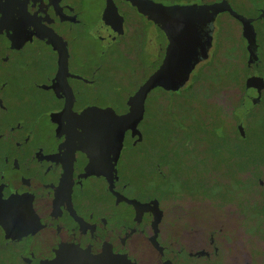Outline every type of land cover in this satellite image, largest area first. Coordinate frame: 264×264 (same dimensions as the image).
Wrapping results in <instances>:
<instances>
[{"label":"flooded vegetation","instance_id":"af4514ba","mask_svg":"<svg viewBox=\"0 0 264 264\" xmlns=\"http://www.w3.org/2000/svg\"><path fill=\"white\" fill-rule=\"evenodd\" d=\"M6 1L9 0H0V27L12 42L0 52V58L11 60L17 53H26L30 58L20 66L0 65V235L7 239L6 244L0 245V253L9 251L11 255V260H2L1 264H42L66 247L93 255L112 253L134 264H166L160 242L145 223L147 214L142 213L138 219L139 203L143 199L152 202L157 195L171 198L174 193L195 190L200 198L207 199L208 187L202 185L201 179H206L203 153L197 168L196 164L182 160L181 154L187 153L184 147L188 151L193 147L186 146L190 140L178 138L180 142H174L184 128V124L175 122L174 109L163 112L166 129L159 126L162 132L167 131L166 138L155 140L147 136L146 129L150 124L154 126V120L147 117L145 109L154 89L144 100L141 120L134 122L138 107L130 101L166 56L168 41L164 32L128 0H106L105 29L118 40L101 46L105 50H100L99 57L86 56L77 61L71 42L53 35L51 29L56 24L74 30L87 27L88 0H16L21 4L18 7H7ZM215 24L214 20L211 25L201 26L200 42H210V46H206L205 53L198 49L186 84L177 92L155 89L168 98L199 94L198 80L205 78L208 65L214 63L220 71L221 36ZM158 35L163 36V45H159ZM97 37L102 41L100 35ZM120 39L127 40L123 48ZM244 46L248 54L246 41ZM123 50L130 55L125 53V58ZM161 50L162 58L156 68L123 98L126 83L133 80L131 76L137 71L138 55L153 65ZM113 59L118 63L114 64ZM124 59L129 64L123 69ZM247 70L248 77L261 75L264 66L255 64ZM86 98L91 102L70 110L73 102ZM89 107L108 111L113 128V139L107 146H93L94 157L90 159L66 135L70 132V117ZM127 116L130 120L135 117L127 122ZM176 126L181 128L175 130ZM42 137L50 143L44 161L29 152L31 148L35 150L34 144ZM145 140L153 143H144ZM130 153L133 157L126 160ZM192 153L188 156L194 157ZM175 154L187 169L183 174L200 175L198 186L193 185L197 183L194 177V182L188 179L187 187L182 185ZM9 160L20 163L8 165ZM175 183L178 186L172 190ZM215 184L210 187L214 192L218 187L216 180ZM112 204L129 210L132 219L110 225L92 217V211L107 209ZM141 246L149 253H139Z\"/></svg>","mask_w":264,"mask_h":264},{"label":"rangeland","instance_id":"374dc122","mask_svg":"<svg viewBox=\"0 0 264 264\" xmlns=\"http://www.w3.org/2000/svg\"><path fill=\"white\" fill-rule=\"evenodd\" d=\"M23 1L25 2V0ZM23 1H21L22 4ZM215 2L229 4L238 15L249 21L256 32V46L255 51H253V54L256 55L255 61L256 64L262 63L264 66V0H203L202 5L209 6ZM4 5L18 7L21 4L16 0H9ZM107 8L108 2L106 0H88L87 27L74 30L64 24H56L51 29L53 35L71 42V50L77 61L83 60L86 56L99 57L100 50H105L101 46L118 40L115 34H109L105 29L107 26H105L106 22L103 19ZM215 23L217 32L221 36L219 40L217 38L220 49L219 68L222 72L228 69L233 73V62L235 63V72L226 75L228 82L226 86L218 90V94L213 95L208 100L189 98L186 100L187 103L179 102L180 107L175 104L174 97L168 98V95L162 94L159 89H154L150 93L145 109L147 117L150 116L154 120V126L150 124L146 129L149 139L162 140L166 138L167 131L162 132L160 127L164 125V129H166L167 121L164 119L163 112L166 113L167 109L179 111L177 113L183 109L184 116L179 115L178 117L180 120L182 118L188 120L185 122L179 137L175 138V143L180 142L178 138L186 136V125L192 130L188 136L190 141L196 138L205 139L208 135L206 124H209V127H213V130L209 132L210 137L220 135L222 137L221 144L225 147L228 146L227 149L230 151L231 145L237 140L234 135L239 136L236 131L238 123H243L242 125L245 127L249 118V108L258 96V87L251 86L249 91L239 89L240 82L248 83L249 77L238 74L237 64L238 59H243L247 65L246 61L250 53L247 48L246 51L249 55L245 52V46L244 51L240 48L239 38L243 37V30L237 20H234L227 13H222L216 17ZM95 28H98L96 33H94ZM74 35L78 37L74 38ZM98 35L102 38L101 44L97 40L99 39ZM235 35H238V40L234 38ZM162 37L158 35L159 45L164 44ZM125 41L127 40H119L122 48ZM11 42L10 37L0 27V52L6 49ZM139 52L142 56L143 53L140 50ZM161 52L162 50L153 65L147 64L138 55L137 71L134 76H131L133 80L126 83L123 98L139 87L144 78L156 68L162 58L163 52ZM125 53L130 55L127 50H123L122 55L125 58ZM29 58L26 53H17L11 60L0 58V65L14 64L20 66L27 64ZM126 61L124 59L122 62L123 69L129 64ZM117 63V61L114 62V64ZM203 83L206 84V81ZM167 99H170V102L167 101L166 103ZM90 102L89 98L73 102L70 110ZM173 102L175 108H172ZM219 118L223 122H219ZM172 119L174 121L173 117ZM250 120L253 121V116ZM193 122L202 127L201 131L194 127L195 123ZM144 143L151 144L153 142L145 140ZM262 144V139L257 134V138H253L247 145H242L240 150L248 151L246 159L239 156L238 149H232V155L228 152L221 155L217 145L210 147L208 154H205V150L202 151L200 148L194 149L193 155L196 160L193 156L181 154L182 160L197 164L199 158L195 155L203 152V158L206 161L204 169L207 164L213 167L212 169L216 174L214 178L218 187H216V192H214L211 200L200 198L199 192L191 191L190 193H174L171 198L164 196V194L162 196L157 195L152 199V202L146 203L143 199L139 203L141 210L138 212V219L142 213L147 214L145 223L151 227L160 242L165 252L166 264H264V150L259 147ZM49 145V141L42 137L34 144L35 150L31 148L29 152L35 153L44 161L48 156ZM142 148L140 147V150ZM132 157L133 153H130L126 160ZM15 162L20 163V160ZM15 162L10 161L7 164L11 165ZM143 174H147V172L143 171ZM194 179H196L195 173ZM177 186L178 183H175L172 190ZM223 187L224 190H222ZM92 217L110 225L123 224L132 219L129 210L113 204L107 209L92 211ZM6 242L7 239L0 235V245H4ZM139 253L149 252L141 246ZM0 254H3V256L0 255V264L2 260H11L9 251ZM204 257L208 260L204 261ZM17 264H24V262Z\"/></svg>","mask_w":264,"mask_h":264},{"label":"water","instance_id":"95a60500","mask_svg":"<svg viewBox=\"0 0 264 264\" xmlns=\"http://www.w3.org/2000/svg\"><path fill=\"white\" fill-rule=\"evenodd\" d=\"M128 1L138 9L139 13L157 24L168 41L166 56L162 64L143 83L130 101L138 107L135 114L136 117H133L134 122L141 120L144 111V100L150 91L160 88L167 92L172 90L177 92L186 84L189 75L195 67L198 49L205 53L206 46H210V42L207 44L203 43V45L200 42L201 26L213 24L219 14L227 13L241 24L243 39L246 41V48L250 53L247 67L250 68V66L256 64V55L253 54L256 46V32L249 21L238 15L229 4L215 2L209 6H202L196 3L184 6H165L151 0ZM260 90L261 85H258V96L253 101V104L259 99ZM109 117L108 111L92 107L75 114L70 117L68 127L70 132L66 134L67 139H73L72 142L78 144L80 152L85 154L88 159L93 158V146H107L110 140L113 139V128ZM131 120L127 116L126 121ZM237 133L241 139L246 138L245 130L241 123L237 126ZM152 241L156 243L154 238ZM42 264L134 263L126 258L113 256L112 253L93 255L91 253H83L76 248L66 247L55 253L52 260Z\"/></svg>","mask_w":264,"mask_h":264},{"label":"trees","instance_id":"16d2710c","mask_svg":"<svg viewBox=\"0 0 264 264\" xmlns=\"http://www.w3.org/2000/svg\"><path fill=\"white\" fill-rule=\"evenodd\" d=\"M152 1L163 4V5H167V6H183V5L195 3V2L200 3L201 5L203 4V0H152ZM204 3H207V2H204ZM237 23L241 26V24L238 21H237ZM234 38L236 40H238V35L237 36L235 35ZM239 40H240L239 44L241 46L240 48L244 51V48H243L244 39H243V37L239 38ZM232 64H233V68H234V72H235V70H236L235 69V63L232 62ZM208 66L209 67L206 68L205 78H203L202 80H198L199 84H198V88L196 90L198 91L199 94H197V93H195V94L192 93L191 95L176 94L174 96L175 104H178V107H180L179 102L187 103L186 100L189 98H191L193 100H197L198 98H200L201 100H208L213 95L218 94L217 93V92H219L218 90H220L224 86H226V84L228 82L226 75L234 73V72L231 73V71L228 69H226L225 72L224 71L222 72V70L218 71V68L214 63H211ZM237 67H238V74L248 76L249 71L247 70V67L245 65V61L243 59H241V60L238 59ZM263 75H264V72L261 75H259V73H255L254 75L249 76V82L248 83L244 84L243 82H240L239 89H241L242 91H245L246 89H247V91H249V88L251 86H257L258 87V85H261V90L259 93V95H260L259 99L249 108V112H248L249 118H248V121L245 123V127H244V128H246L245 129L246 139L241 140L240 136L234 135L237 138V140L235 141L234 144L231 145L230 151H229V149H227L228 146L225 147V145L221 144L222 137L220 135H214V136H212V138L210 137L209 132L211 130H213V127L212 126L209 127V124H206L208 135L206 136L205 139H203L204 141L196 138L195 140L190 141V144H186V146L187 145L193 146L190 151H188V149H186L184 147V149L187 152L186 154L194 152L193 151L194 149H199V148L202 151L205 150L204 153L208 154L209 148L217 145V147L221 151V155H225V154H227V152L231 153V155H232V153H233L232 149L233 150L238 149L237 153L239 154V156L243 159H246L248 151H246V150L241 151L240 149H241L242 145H247L248 143H250L253 140V138H257V134L260 135L262 142H263V144L259 145V147L263 148V150H264V76ZM203 81H206V84H204ZM208 90H209V92L207 93ZM177 112H179V111L175 110V113H174L175 114V122H181L182 124H185V122L188 120H184L183 118L180 120V118L178 117L179 115H181V117L184 116L185 112L183 113V109L180 110V113H177ZM252 116H253V121L250 120L252 118ZM218 121L223 122V120L221 118H219ZM193 123H195L194 127L197 128V130L201 131L202 127L196 122H193ZM180 128L181 127L176 126L175 130H178ZM234 131H235V129H234ZM193 132H196V131L193 130ZM186 133H187L186 136L183 138H185L186 140H190L188 136H189V134L192 133V130L188 126H187ZM234 134H235V132H234ZM224 149H226V151H224ZM201 153H203V152H200L199 154L195 155L197 158H199V160L197 161L198 163L196 164L197 168L199 165H201ZM174 158L177 159V161H175L176 170L181 171L180 172V178L183 181L182 185L187 187L189 184L188 179L191 182H194L192 180V177H194V175L189 177L188 174H183V172L186 171L187 169L183 166V162H182V166H181V162H180L181 159L178 156V154H175ZM195 160H196V158H195ZM205 163H206V161H205ZM187 168L192 169L191 166H187ZM212 168L213 167H210L207 164V167L204 169L206 179H204L203 177L201 178L203 180L202 185H204V183H205L206 187H208L205 195L207 196V198L209 200H211L215 194L214 191L210 190V187L216 186L215 178H214L216 176V174L214 173V170ZM241 171L242 170L240 169V172ZM197 176H200V175L197 174L196 177ZM196 180H197V183L196 184L193 183V185L198 186L199 181H200L199 177H197ZM224 189L225 188L223 187L222 190H224ZM183 190H185V189L183 188ZM195 191H197V190H195ZM224 198L225 197L223 196V199Z\"/></svg>","mask_w":264,"mask_h":264}]
</instances>
